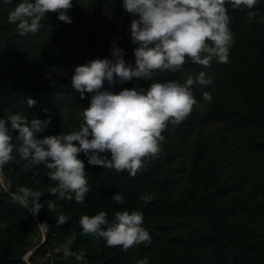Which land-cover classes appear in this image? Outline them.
Wrapping results in <instances>:
<instances>
[{
	"label": "trees",
	"instance_id": "obj_1",
	"mask_svg": "<svg viewBox=\"0 0 264 264\" xmlns=\"http://www.w3.org/2000/svg\"><path fill=\"white\" fill-rule=\"evenodd\" d=\"M21 2L6 5L0 0V119L17 113L29 122L51 119L39 138L79 130L92 94L85 93L81 100L72 88L76 67L51 71L69 60L87 39L93 42V50L99 46L101 52H94L98 59H108L102 50L109 47L110 31L131 38L130 13L123 0H73L67 13L71 24L59 21L58 13H47L37 32L20 36L8 15ZM105 3L110 10L102 7ZM253 10L259 15L249 19L248 9L228 8L234 36L229 63L213 59L204 67L188 61L181 72L157 74L156 82L183 83L204 72L212 83L193 85L202 111L194 110L179 126L170 125L163 133L162 153L146 161L145 170L135 178L89 165L80 153L91 190L84 203L77 204L49 193L45 166L25 169L28 162L14 151L16 159L2 169L9 191L0 181V264H37L43 250L49 252L53 264H81L74 256L63 257L69 238L74 241L70 251L85 252L88 264H136L144 257L149 264H264V0H258ZM130 58L126 64L134 67L135 55ZM91 61L78 62L83 66ZM152 82L137 78L124 84L105 82L102 91L147 90ZM204 92L212 95L211 103L203 100ZM28 98L36 101L34 107H28ZM208 122L221 127L208 133ZM16 135L13 143L18 146ZM101 155L111 158L110 153ZM18 186L43 192L40 203L44 207L38 216L12 198ZM117 193L124 196L125 204L111 199ZM145 194L154 199L145 203L140 200ZM49 203L55 205L54 211ZM124 210L142 212L150 244L125 252L108 247L93 234H83L81 216L106 211L111 225L115 212ZM60 214L71 219L58 226ZM43 223L49 227L46 240L38 244L29 263L24 257L33 247L32 231Z\"/></svg>",
	"mask_w": 264,
	"mask_h": 264
},
{
	"label": "clouds",
	"instance_id": "obj_2",
	"mask_svg": "<svg viewBox=\"0 0 264 264\" xmlns=\"http://www.w3.org/2000/svg\"><path fill=\"white\" fill-rule=\"evenodd\" d=\"M12 2L4 0L6 5ZM257 4L258 0H123L125 10L139 17L130 23L132 43L139 45L134 51L135 66L126 64V52L117 47L114 40L113 59H95L75 68L72 88L81 100L85 99V93L92 94L89 107L83 109L79 130L39 138L49 128L51 119L29 122L18 113L8 116L7 120L0 119V169L16 159L15 151L21 160L28 162L25 169L45 166L51 182L47 188L49 193L58 194L61 200L74 199L77 204H83L91 190L80 153L87 157L89 165L111 169L116 174L127 172L135 178L145 170L146 161L162 153L161 145L166 142L163 133L169 126H179L196 109L202 111L193 85L212 83L211 79H205L204 72L195 80L189 76L183 83L156 82L157 74L181 72L188 61L204 67H209L213 59L221 64L229 63L234 36L228 8L248 9V17L252 19L259 15L253 10ZM72 7L73 0H22L9 13L8 22L16 25L20 36H26L38 31L47 13H58L59 21L71 24L72 18L67 13ZM133 78L154 82L147 90L124 89L119 94L102 91L105 82L124 84ZM203 100L211 103L213 97L204 92ZM27 104L34 107L36 101L28 98ZM14 133H18L15 136L18 146L13 143ZM102 153H110L111 158ZM38 175L35 171L34 176ZM42 196V191L18 186L12 198L33 216H38L44 207L40 203ZM111 199L119 205L126 203L121 193ZM153 199L148 194L140 197L145 203ZM48 208L54 211L55 205L49 203ZM107 216L106 211L81 216L79 225L83 234H93L108 247L122 248L125 252L145 242L151 243V236L143 227L142 212L117 211L111 225ZM70 219V216L57 215V225H64ZM38 228L44 232L49 230L47 223L39 224ZM73 242L72 238L66 241L64 259L74 256L81 264H88L85 252L70 251ZM136 264H149V260L147 257L137 259Z\"/></svg>",
	"mask_w": 264,
	"mask_h": 264
},
{
	"label": "rangeland",
	"instance_id": "obj_3",
	"mask_svg": "<svg viewBox=\"0 0 264 264\" xmlns=\"http://www.w3.org/2000/svg\"><path fill=\"white\" fill-rule=\"evenodd\" d=\"M102 7H105L107 9V11L110 10V8L106 5V3L103 4ZM133 18H134V16L132 14H130V20H132ZM108 35L111 36V38H112L109 41V47H106L105 50L101 49L102 51L105 52L106 57L109 60L113 59V57L111 55V47H112V42L115 40L116 46L121 48V49H124L126 52V55L124 57L125 62L128 61L129 59H131L130 57L134 55V51L136 48V44H132L131 38L126 34H118L116 31H114V32L110 31V33ZM117 37H119V39H116ZM80 47L81 48H79L76 51V53L69 60H66L63 63H61L60 64L61 66L58 65L55 68H53L51 72L54 73V72H56V70L58 68H61V67H62V71H64V72L70 71V70L74 69L75 67L79 66L80 63L84 62L85 59L86 60L92 59V61L95 59H98V57L95 55L94 52L100 51V48H98L99 47L98 45H95L94 46L95 50H93V42L90 39H87L86 43L85 44L83 43ZM219 127H221V124H219L217 122H208L207 124H205V129L208 133L217 132V129H219ZM0 181L4 185V187L9 191L10 185L6 181L5 177L3 176L2 169H0ZM45 240H46V232L40 230L38 227H35V229L32 231L31 237H30V242H31V245L33 247L31 248L29 253L27 255H25V257H24L27 262L30 261L29 257L31 256V254L34 253L36 251V249L39 247V245L44 243ZM36 261H37V264H53L52 263V257L49 255V252L45 253L44 250L41 251V256L38 259H36ZM29 263H31V262H29Z\"/></svg>",
	"mask_w": 264,
	"mask_h": 264
}]
</instances>
